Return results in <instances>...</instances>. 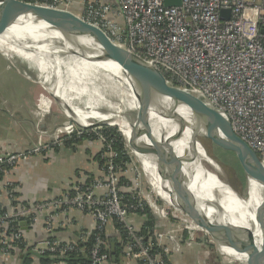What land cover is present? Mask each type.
Masks as SVG:
<instances>
[{
  "label": "built area",
  "instance_id": "2783aa9c",
  "mask_svg": "<svg viewBox=\"0 0 264 264\" xmlns=\"http://www.w3.org/2000/svg\"><path fill=\"white\" fill-rule=\"evenodd\" d=\"M76 1L36 0L32 3L73 12L101 29L117 46L150 61L161 71L167 84L193 92L208 106L225 112L234 132L256 152L264 166V32H261L264 30V0H181L177 7L166 6L164 0H81L77 9L74 8ZM222 10L228 11V17L221 14ZM72 127V122L67 120L63 126L41 129V136H48V141L39 140L26 150L0 152V175L3 171L8 174L21 158L47 151L60 143L63 135L94 133L105 158L103 166H99L101 176L76 183L72 195L65 194L51 202L16 211L11 202L17 187L7 183L9 207L5 211L0 206L1 256L8 255L11 245L23 237L19 226L22 218L27 216L31 222H38L36 215L48 205L62 212L75 209L90 215L93 244L88 252L89 264L109 263L103 235L112 217L123 223L131 235L134 228L127 221V211L142 209L145 204L159 219L170 220L156 201L142 198L136 182L130 189L133 201L124 207L118 176L132 171L131 161L122 169V164L115 161L118 154L101 129ZM124 146L128 148L125 139ZM45 223L49 225L48 220ZM164 235L173 241L176 239L169 231L156 234L159 241ZM187 237L189 245L193 236ZM132 238L124 247L137 264H166L164 253L152 252L149 244L134 235ZM31 247L35 254L82 251L72 242L55 239H44ZM161 248L167 254L166 247Z\"/></svg>",
  "mask_w": 264,
  "mask_h": 264
},
{
  "label": "bare ground",
  "instance_id": "6f19581e",
  "mask_svg": "<svg viewBox=\"0 0 264 264\" xmlns=\"http://www.w3.org/2000/svg\"><path fill=\"white\" fill-rule=\"evenodd\" d=\"M0 51L16 70L24 75H32L43 86L52 89L56 97L61 98L72 110V117L79 123H117L126 146L140 161L146 179L154 184L155 193L165 204L174 207L176 217L181 220L189 218L181 210L183 203L187 202L216 232L220 227L217 218L238 226H252L254 210L260 203L258 188L253 184L245 197L235 195L219 177L218 166L192 139L191 127L182 125L178 120L173 127V131L179 135L178 142L172 144L173 148L187 160L183 176L172 169L164 158V150L157 153L135 142L130 125L135 126L142 136L150 135L158 140H164L167 130L166 118L161 109L144 110L139 105L136 95L144 98H154L156 95L137 80L135 72L124 71L110 61H94L83 56L59 34L50 31L46 24L27 15L0 18ZM15 57L19 59L18 64ZM181 94L191 103L200 101L208 106L201 96L193 92L184 90ZM131 110L138 112V115L127 116L126 112ZM144 117L147 119L145 124L142 122ZM161 170L166 176L161 174ZM187 178L190 180V190L203 201H217L219 210H215V204L193 203L183 192ZM228 238L230 240L224 245L225 250L245 255L237 252L242 250L239 249L241 245L237 233L232 231Z\"/></svg>",
  "mask_w": 264,
  "mask_h": 264
},
{
  "label": "water",
  "instance_id": "95a60500",
  "mask_svg": "<svg viewBox=\"0 0 264 264\" xmlns=\"http://www.w3.org/2000/svg\"><path fill=\"white\" fill-rule=\"evenodd\" d=\"M164 4L169 7H177L181 5V0H164ZM223 13L226 14L225 17H228V11L222 10L221 14L223 15ZM21 15H27L38 22L46 24L50 31L59 34L63 40L83 56L90 57L89 59L94 61H110L124 71L136 73L137 80L156 95L154 98H144L141 95H136L139 105L144 110H151L156 107L161 109L166 118L167 130L164 140H158L150 135L147 137L142 136L135 126L130 125L132 138L143 148H149L157 153L164 150V158L176 172L182 175L187 163L186 157H180L172 145L174 142H178L179 138L178 133L173 131L174 123L177 120L183 123L182 125L185 124L191 127L193 140L196 141L198 135L206 136L215 144L233 153L245 177L246 194L249 193V189L253 184L258 188L260 203L254 210L252 226H238L227 220L217 218V224L220 227L216 234H212V225L204 218L199 217L197 211L193 210L189 203L184 202L181 210L195 223L205 228L221 254L243 264H264V166L256 152L234 132L229 116L215 107L206 106L203 102L191 103L181 94L184 89L167 84L161 71L150 61L117 46L101 29L85 22L73 12L24 0H0V18H15ZM261 32H264V30H261ZM51 95L68 116V120H73L81 128L93 125L101 127L106 125L118 126L117 123L109 121L94 122L90 125L78 124L79 122L72 117L73 112L68 105L61 98L56 97L52 91ZM135 115L137 116L138 112H135ZM146 121L147 119L144 117L142 122L145 124ZM161 174L166 176L163 170H161ZM189 186L190 180L187 178L183 192L193 203L215 204V210H219L220 205L217 201L213 200L209 203L199 199L190 190ZM19 225L22 229H27L25 220L20 221ZM232 231L239 236L241 245L239 249L242 250L237 252L245 255L225 250L224 245L227 244ZM114 248L112 243L113 260L115 258Z\"/></svg>",
  "mask_w": 264,
  "mask_h": 264
},
{
  "label": "crops",
  "instance_id": "0c3cea01",
  "mask_svg": "<svg viewBox=\"0 0 264 264\" xmlns=\"http://www.w3.org/2000/svg\"><path fill=\"white\" fill-rule=\"evenodd\" d=\"M80 1L77 0L74 3V8L79 7ZM36 95L33 98H38L39 101L44 97L39 92ZM5 96L13 102L16 101L15 94L8 93ZM29 107L25 106V110L19 107H17L19 109L10 107L11 113L0 102V152L26 150L39 140H49L48 136H41L36 132L35 120H30L32 110H28ZM39 118L42 122L41 129H49V120L41 118V116ZM47 119H49L48 116ZM72 145V147L63 145L61 141L57 144V149L53 147L41 154H32L21 158L10 173H4L0 178V205L9 207V199L5 190L7 183H13L17 187L15 192H17L18 200L33 205L51 202L67 194L72 184L85 183L88 178L99 176L101 172L96 156L101 143L98 140L83 139ZM36 217L39 221L27 223V229L20 227L24 231L23 236L26 243L31 246L38 245L42 240L50 238L66 243L81 242L88 238L93 229V220L90 215L75 209L62 212L57 207L48 205ZM47 220L49 225L45 223ZM127 221L137 229L143 223L144 215L128 213ZM155 223L154 234L169 231L176 238L173 241L164 235L160 239L162 245L167 249L168 264H236L222 258L219 254L208 252L203 243L195 239L187 245L186 232L179 226L176 230L171 220L156 218ZM106 235L109 247L112 243L121 245L118 233L110 223L106 226ZM12 245L8 255H0V264H20L21 250L16 247L15 243ZM120 248L118 255L108 264H137L131 256L126 254L124 247ZM33 264L40 263L35 261Z\"/></svg>",
  "mask_w": 264,
  "mask_h": 264
},
{
  "label": "rangeland",
  "instance_id": "374dc122",
  "mask_svg": "<svg viewBox=\"0 0 264 264\" xmlns=\"http://www.w3.org/2000/svg\"><path fill=\"white\" fill-rule=\"evenodd\" d=\"M15 62L18 64L19 59L14 58ZM24 64V62H22ZM38 79L28 75H24L20 71L16 70L15 67L12 65L11 62L5 59L4 55L0 51V102L4 107H7L9 112L12 113V109H22L25 110L24 107H28V110H32L30 120L34 122V125L36 126V132L38 134H41L40 129L42 128V122L39 118L43 117L46 120H49L50 124L48 125L49 128L54 126H63V124L66 123V121L69 119L68 116L64 113V111L61 109L59 104L57 103L56 99L51 95V91L55 93L52 89H48L42 84H40ZM37 92L41 93L44 97L39 101L38 98L34 99L33 96L37 94ZM8 93H11V95L15 94V100L12 101L7 99L5 95ZM37 96V95H36ZM39 96V95H38ZM31 99V101H30ZM17 100H20L19 102ZM11 107V108H10ZM19 107V108H17ZM32 107V108H31ZM105 111V109H104ZM135 112L134 110H131L127 112V116H134ZM47 116L49 119H47ZM36 118V119H35ZM54 121H53V120ZM44 122V120H42ZM94 122L93 120H90ZM72 128H80L77 124L74 123L72 120ZM78 123V122H77ZM81 124V123H78ZM83 125V124H81ZM47 126V125H46ZM110 126V125H106ZM105 126H89L84 127L92 130H99L103 129ZM117 129V132L123 137L122 133L119 131L118 126H114ZM76 128V129H77ZM52 129V128H51ZM56 132V131H55ZM196 141L198 144L203 148L206 155L214 161V163L219 168V177L223 179V181L226 182V184L229 186L231 191L237 195L238 197H245L246 196V183L244 180L239 179L236 172L228 166L227 164L222 163V161L219 159V156L217 155V149L215 144L209 137L198 135L196 136ZM128 155L131 159V168L132 171L127 173L132 182V188L134 187V182L137 183V186L141 188V196L143 199L147 200L150 199L153 201H156L159 205L163 207V209L168 213V216L170 220L173 223V226L176 230H178L177 226L184 229L187 235H192L193 240L195 239L198 242L203 243V246L207 249L208 252L219 254L222 256V258H225L226 260H230L235 262L236 264H243L240 261H236L234 259H231L223 254H221L215 245L214 241L211 239L209 233L205 230V228L195 223L190 218H184L181 220L180 218L176 217L174 207L165 204L164 200L155 193L154 184L146 179L145 172L142 168V165H140V161L134 157L132 152L129 148H126ZM220 153V152H219ZM213 233L216 231L212 228ZM230 240V238H228ZM229 242V241H228ZM218 255V256H219Z\"/></svg>",
  "mask_w": 264,
  "mask_h": 264
},
{
  "label": "trees",
  "instance_id": "16d2710c",
  "mask_svg": "<svg viewBox=\"0 0 264 264\" xmlns=\"http://www.w3.org/2000/svg\"><path fill=\"white\" fill-rule=\"evenodd\" d=\"M28 2H34L36 0H26ZM101 133L110 140L113 149L116 151L118 154L117 157L115 158V161L117 163H121L122 169L124 168L125 163H129L131 161L130 156L127 153V150L124 146V140L123 137L117 132L116 127L114 126H105L103 129H101ZM86 139V140H97L96 136L94 133L90 134H85L83 133L80 136H76L75 134H72L71 136H66L63 135L61 138V141L63 142V145L71 146L72 144H77L79 141ZM73 146V145H72ZM71 146V147H72ZM57 149V145L51 146V148ZM217 149V155L219 156V159L222 161V163L227 164L233 170L236 172L238 175L239 179L245 181L244 174L242 172V169L234 157L233 153L229 151L228 149H225L221 146H216ZM103 148L102 146L100 147V150L96 156V159L98 161L99 166H103L105 162V158L102 156ZM220 152V153H219ZM41 154V153H39ZM101 172V171H100ZM4 175V171L1 172L0 178ZM101 176V174L99 175ZM98 177V176H97ZM93 177L88 178L87 181L91 180ZM1 180V179H0ZM79 183V182H78ZM75 184H72V186L68 189L67 194L72 195L74 193L73 191V186ZM132 182L129 178V176L119 173L118 176V187L120 188L119 195L121 196V201L124 207H127L133 200L131 198V192L130 189L132 187ZM12 186L14 184L12 183ZM10 188L9 185H5V188ZM7 188L5 189L7 192ZM13 200L11 202V206L14 209V211L25 208L30 206L31 204H28L27 202L20 201L17 199V192L13 193ZM9 199V198H8ZM1 206V205H0ZM2 210L6 211L7 207H3ZM128 213H134V214H140L144 215V221L141 224L139 228H134V233L131 235L128 233L126 227L124 226L123 223H121L116 217H112L108 223L112 224L114 229L118 233V237L120 238V244L118 243L114 245V257L118 255L119 250L121 249L120 247H124V244H126L127 241H132L133 238L132 236L134 235L137 238H140L144 244H149L151 251L159 250L162 253L165 254V262L168 264L167 260V254L166 252L163 251L161 247H165L162 245V243L159 241L157 238L156 234H154V229L156 228V218L158 216L151 211V209L145 204L142 209L137 208L135 211H127ZM156 216V218H155ZM23 220H26L27 223H30L31 220L27 216H24L22 218ZM18 223V222H17ZM24 233V231L22 230ZM92 231L88 238H86L84 241H77V242H72L75 244L77 247H79L82 251L78 252L76 250L72 251H66L64 254H59L57 252H44L42 254H35L31 250V245H28L24 239V236L15 243L17 248H20L21 250V262L20 264H33L35 261H39L40 264H51L53 262L58 263V264H89L90 262V257H89V250L93 244V236H92ZM52 239V238H50ZM104 239V245H105V251L109 255V263L112 262V252H111V246L109 247V240L108 236L106 235V230L103 235ZM116 240V239H114ZM161 246V247H160ZM125 248V247H124Z\"/></svg>",
  "mask_w": 264,
  "mask_h": 264
}]
</instances>
